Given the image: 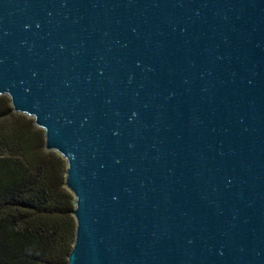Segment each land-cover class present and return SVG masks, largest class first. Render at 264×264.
<instances>
[{"label": "water", "instance_id": "water-1", "mask_svg": "<svg viewBox=\"0 0 264 264\" xmlns=\"http://www.w3.org/2000/svg\"><path fill=\"white\" fill-rule=\"evenodd\" d=\"M0 95L66 162L68 264H264V0H0Z\"/></svg>", "mask_w": 264, "mask_h": 264}, {"label": "trees", "instance_id": "trees-1", "mask_svg": "<svg viewBox=\"0 0 264 264\" xmlns=\"http://www.w3.org/2000/svg\"><path fill=\"white\" fill-rule=\"evenodd\" d=\"M66 162L0 95V264H68L76 221Z\"/></svg>", "mask_w": 264, "mask_h": 264}, {"label": "rangeland", "instance_id": "rangeland-1", "mask_svg": "<svg viewBox=\"0 0 264 264\" xmlns=\"http://www.w3.org/2000/svg\"><path fill=\"white\" fill-rule=\"evenodd\" d=\"M6 97H8L7 95H5ZM32 118V117H31Z\"/></svg>", "mask_w": 264, "mask_h": 264}]
</instances>
